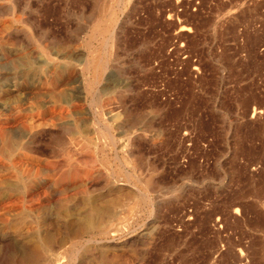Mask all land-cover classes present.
Returning <instances> with one entry per match:
<instances>
[{
	"label": "rangeland",
	"instance_id": "374dc122",
	"mask_svg": "<svg viewBox=\"0 0 264 264\" xmlns=\"http://www.w3.org/2000/svg\"><path fill=\"white\" fill-rule=\"evenodd\" d=\"M0 264H264V0H0Z\"/></svg>",
	"mask_w": 264,
	"mask_h": 264
},
{
	"label": "bare ground",
	"instance_id": "6f19581e",
	"mask_svg": "<svg viewBox=\"0 0 264 264\" xmlns=\"http://www.w3.org/2000/svg\"><path fill=\"white\" fill-rule=\"evenodd\" d=\"M92 223V222H91ZM91 223L90 222H87V227H90L91 226ZM93 227V226H92ZM90 229V228H89ZM39 243H41V242H39ZM58 258V257H57ZM59 259H60V257H59Z\"/></svg>",
	"mask_w": 264,
	"mask_h": 264
}]
</instances>
